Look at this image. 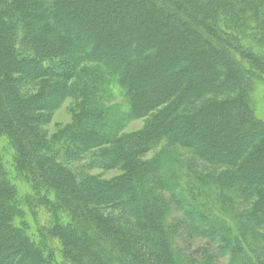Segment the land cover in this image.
Listing matches in <instances>:
<instances>
[{
  "label": "trees",
  "instance_id": "obj_1",
  "mask_svg": "<svg viewBox=\"0 0 264 264\" xmlns=\"http://www.w3.org/2000/svg\"><path fill=\"white\" fill-rule=\"evenodd\" d=\"M263 84L264 0H0V264H264Z\"/></svg>",
  "mask_w": 264,
  "mask_h": 264
},
{
  "label": "rangeland",
  "instance_id": "obj_2",
  "mask_svg": "<svg viewBox=\"0 0 264 264\" xmlns=\"http://www.w3.org/2000/svg\"><path fill=\"white\" fill-rule=\"evenodd\" d=\"M26 88L22 91L27 92L36 86V83L34 85H29L26 84ZM260 92H261V98L258 99L259 101V110L260 113L264 116V84L259 86ZM32 93L34 91H31ZM122 96H118L116 101H110L108 104H114V103H120L122 102L121 100ZM74 101L69 98L67 99L64 104L56 110L54 113L50 114L49 113V121L47 124H41L37 129L39 130L38 132L43 136L44 140L47 141L50 144H53L55 140L58 138L57 135H61L62 133L66 132V128L70 126L73 123L74 120V106H73ZM48 114V113H47ZM146 126V121L145 119L141 120H135L130 122L123 130L122 134H129L132 132H137L141 131L143 128ZM64 143H58L56 144V147L59 148L60 144L62 145ZM165 144H161L160 147H164ZM159 147V148H160ZM175 147V152L181 155L184 153L186 156L185 159L190 158L191 164L193 163L195 166V172L198 175L204 174V172H208V174H211L214 178H217L221 175V173L225 172L226 169L224 167H214L210 166L207 163L198 160L197 158L193 157L191 152L185 149H180ZM151 155V154H150ZM149 155V156H150ZM90 154H87L85 156H80L74 159H71L68 161L69 164H74L75 166H83L86 162L89 161ZM148 157V156H147ZM122 171L120 170H113V171H105V170H92L91 173L101 176L102 178L110 179L113 177H117L121 174ZM198 178V177H197ZM224 189L222 188L221 191ZM230 192L233 191V189H229ZM231 195V194H228ZM253 195H249L248 203L249 206L254 203V199L252 198ZM234 197V196H231ZM120 209H105L104 212L102 213L104 217L109 219L112 223L117 228H121V230H124L126 234H129L127 227H129V221H126L122 219V213L119 211ZM172 215V216H171ZM172 218H175V213L170 214ZM116 221V222H115ZM131 224V223H130ZM180 236H178L179 240V246L183 251H187L188 253L192 254L193 256H198L199 253V248L204 246L206 247L208 243L206 241H202L200 239H194L191 238L190 235L186 232L179 233ZM259 240H257V243H261L260 246L264 247V229H262V233L259 234ZM214 247L208 248V250L213 251ZM225 260H217V264H225Z\"/></svg>",
  "mask_w": 264,
  "mask_h": 264
}]
</instances>
